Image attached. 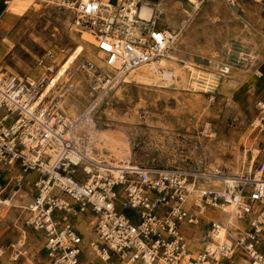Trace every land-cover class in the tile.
I'll use <instances>...</instances> for the list:
<instances>
[{"label":"built area","instance_id":"1","mask_svg":"<svg viewBox=\"0 0 264 264\" xmlns=\"http://www.w3.org/2000/svg\"><path fill=\"white\" fill-rule=\"evenodd\" d=\"M13 1L0 0V26ZM30 1L70 10L103 53L105 67H83L96 96L89 114L111 87L159 61L180 37L163 25L159 8L142 18V1ZM187 1L197 10L209 0ZM225 1L235 7L241 0ZM56 56L48 51L37 75L0 71V206L14 207L28 190L31 199L18 208L25 228L43 240L44 264H264V159L252 155L221 187L204 186L203 175L187 167H102L78 143L79 121L66 110L76 81L70 69L60 75L61 66H47ZM257 108L254 124L264 131V100ZM25 247L23 238L0 245V261L18 262Z\"/></svg>","mask_w":264,"mask_h":264},{"label":"rangeland","instance_id":"2","mask_svg":"<svg viewBox=\"0 0 264 264\" xmlns=\"http://www.w3.org/2000/svg\"><path fill=\"white\" fill-rule=\"evenodd\" d=\"M158 3L163 25L181 32L174 66L179 76L173 83L161 77L144 83L131 72L98 101L91 113L97 130L128 144L126 159L132 165L187 167L210 177L236 175L252 155L264 158V131L254 124L257 103L264 100V5L241 0L231 7L225 0H209L194 10L187 0ZM95 44L88 29L75 26L70 10L17 1L0 26V71L37 75L43 71L38 61L53 51L55 63L48 60L47 66H61L60 75L70 69L76 81L66 110L78 119L96 99L92 76L83 67H105ZM105 153L95 149L98 157L109 159ZM202 182L215 186L210 179ZM30 199L26 190L14 198V207L0 206V245L26 241L21 260L13 263L6 256L0 264H44L43 240L25 228L26 214L18 208ZM209 216L225 219L213 211ZM85 257L92 258L89 253Z\"/></svg>","mask_w":264,"mask_h":264},{"label":"bare ground","instance_id":"3","mask_svg":"<svg viewBox=\"0 0 264 264\" xmlns=\"http://www.w3.org/2000/svg\"><path fill=\"white\" fill-rule=\"evenodd\" d=\"M17 1H25V0H14L12 6ZM130 1L133 2L134 4H137L139 1L143 2V7L139 11L140 16L142 18L151 19L153 17L155 12L154 9L156 7L155 5L150 4L149 2L145 3L143 0H130ZM156 4L158 6L160 5V3H156ZM176 32L181 34L180 31H176ZM178 45L179 44L175 43L171 47V49L165 54V56L162 57L159 61L132 71L131 76H135V78L139 79L141 82L144 83H148L149 81H152L153 79L160 77L173 83L176 77L179 76V73L176 70H174L175 63L179 61V58L177 56ZM196 79H197V75H196ZM77 120L79 121V125L77 128L78 142L80 141L83 144L86 143L87 155L92 161H95L102 167L104 166L110 167L111 170H115V171L117 170V168H122L124 166V164H121L120 162L124 161L125 163L132 165L131 161L129 159H126V152H128V154H130L131 152V148L129 147L128 144H126L124 141H120L119 140L120 138L118 139L117 136L114 135V133L113 134L109 133L107 130L99 133L94 118L88 112L80 116ZM95 149H98L99 151L101 150L104 153L105 150H107L110 153V155H108L109 159L107 158L106 160H104L105 158L98 157L95 154ZM111 157L119 160L121 159V161L113 162L110 160ZM203 177L212 180L215 183L216 187H221V183H224V181L227 178L226 176H216V175L210 177V175L208 174H203Z\"/></svg>","mask_w":264,"mask_h":264},{"label":"crops","instance_id":"4","mask_svg":"<svg viewBox=\"0 0 264 264\" xmlns=\"http://www.w3.org/2000/svg\"><path fill=\"white\" fill-rule=\"evenodd\" d=\"M143 1H144L145 3H146V2H149L150 4H153V5L157 6L156 3H158V1H160V0H156V1L143 0ZM261 159H264V158H261Z\"/></svg>","mask_w":264,"mask_h":264}]
</instances>
